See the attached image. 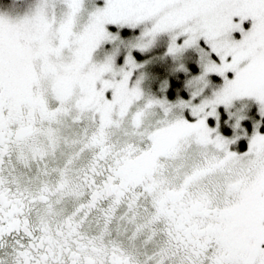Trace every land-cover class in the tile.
Listing matches in <instances>:
<instances>
[{"label":"snow or ice","instance_id":"snow-or-ice-1","mask_svg":"<svg viewBox=\"0 0 264 264\" xmlns=\"http://www.w3.org/2000/svg\"><path fill=\"white\" fill-rule=\"evenodd\" d=\"M148 21L152 26L134 46L144 52L170 33V55L197 48L205 75L193 85L206 86L209 73L224 81L213 100L181 102L177 115V106L146 97L139 82L132 86L140 65L131 53L127 70L117 69L112 57L95 63L100 46L118 39L106 26L136 29ZM53 28L58 34L49 45ZM235 32L241 41L231 39ZM37 54L50 61L47 93L36 92ZM74 80L82 88L75 115L91 111L101 130H112V144L101 146L102 131L90 138L81 122L69 120L65 140L75 149L53 163L33 138L38 121L65 105ZM245 97H254L264 116V0H106L104 7L97 0H40L32 15L18 17L14 8L0 14V264H264V134L257 125L248 151L237 154L229 145L241 136L228 140L209 126L210 117L218 126L219 106L230 109ZM116 115L122 126L114 124ZM245 118L237 120L238 131ZM93 140L95 158L87 147ZM45 144L56 153L54 132ZM131 154L140 157L135 164L115 167ZM161 155L182 161L185 190L202 186L193 211L203 208L218 180L238 181L233 186L241 198L219 226L194 229L182 204L170 211L148 185L142 194H120ZM66 174L78 175L87 195L53 226L52 190L56 197L65 191ZM169 199L182 201L183 192Z\"/></svg>","mask_w":264,"mask_h":264},{"label":"clouds","instance_id":"clouds-1","mask_svg":"<svg viewBox=\"0 0 264 264\" xmlns=\"http://www.w3.org/2000/svg\"><path fill=\"white\" fill-rule=\"evenodd\" d=\"M16 2L18 4H23L24 0H16ZM47 6L50 9L53 7H60L58 3L55 5L48 4ZM63 7L67 8L68 5L65 3ZM164 7L172 6L166 5ZM57 34L58 28H53V30L49 31V45L56 40ZM33 46L38 47L36 44ZM34 59L39 63L40 67L38 77L35 81L36 92L38 94L47 93L52 83V74L46 67L50 61L47 58L41 60L38 54ZM60 63L63 64L65 61H60ZM95 63L99 65L100 62L95 61ZM81 74L82 76H86L87 72L84 69H81ZM81 91L80 80H74L72 92L70 93L69 99L65 102V105L61 109L54 111L50 116L42 117L38 121L39 127L36 130L37 135L33 139L39 145L41 153L48 156L49 160L53 163L66 158L75 149L74 144L65 140V133L69 127V120L81 122L87 129L90 138L95 137L97 132L102 131L101 146L105 140L109 145L112 144V130H101L97 126L96 120L91 111L75 115V113L78 112ZM49 102H52L51 96H49ZM113 122L117 127L122 126L123 123L118 115L113 117ZM49 132H54L55 134L57 142L56 153L47 150L45 141ZM87 147L89 154L95 158L97 154L95 141L93 140ZM139 158L140 157L136 154L121 156V163L115 167L133 165ZM181 167L182 161L169 159L167 156L161 155L152 162L151 168L140 177L136 184L131 185L130 187L126 185L125 188L121 190L120 194L123 195L126 191L140 193V189L144 185H148L160 200H168L170 211L178 210L177 205L182 204L189 213L188 219L194 229L203 228L205 225L219 226L222 222L224 211L230 207H234L241 198L242 192L237 191L233 186L238 181L228 179L218 180L217 185L213 187L208 194V200L203 208L193 211L191 205L193 201L199 198L203 188L199 184H193L190 188L185 190L182 174L179 171ZM63 180L65 191L59 197H56L55 190H52V196L55 197V200L51 206L52 214L48 217V222L53 226L55 224H63L65 222L66 213H68L69 209L81 206L82 203L85 202V197L87 195L85 186L78 183V175L74 176L72 174H66L63 176ZM175 192H183L182 201L169 199L170 194ZM73 193H75V195H73ZM165 223H167V220H165ZM91 235L92 232L87 228L82 232V237L84 239H88ZM100 243H103V241H100Z\"/></svg>","mask_w":264,"mask_h":264},{"label":"rangeland","instance_id":"rangeland-1","mask_svg":"<svg viewBox=\"0 0 264 264\" xmlns=\"http://www.w3.org/2000/svg\"><path fill=\"white\" fill-rule=\"evenodd\" d=\"M39 2L40 0H24L23 4H18L16 0H0V14L14 8L18 17L29 16L35 12ZM105 4L106 0H97L98 7H104ZM152 23V21L145 22L136 29L127 26H106L107 30L117 36L118 39L103 43L94 54V61L103 62L107 57H112L117 69L124 68L127 70V56L131 53L136 59V63L140 65L134 71L132 86L134 87L139 82L146 97L167 101L169 104L177 106V115L181 111L178 107L181 102L202 104L213 100L216 93L223 89L224 81L218 75L209 73L205 76L206 86L197 87L193 85V81L205 75V69L200 62V52L197 48L187 49L179 58L170 55L169 47L172 39L170 33L160 34L155 43L144 52L134 46L145 28H150ZM252 23L251 20L245 22V30H251ZM231 39L239 42L243 36L241 33L235 32ZM173 78L182 80L180 88L172 84L171 79ZM230 78H234V75ZM183 91L186 92L185 96L182 94ZM197 91H199V95L196 94ZM260 107L254 97L237 99L233 101V106L230 109H226L222 105L219 106V124L217 126L215 118L210 117L209 126L214 129V135L218 132L228 140L235 139V136L239 134L241 138L231 143L229 149L237 154H244L249 149L250 140L257 131V125L260 126L261 134H264V128H262L264 116L260 114ZM240 116L246 117L240 121L243 131H238L235 128ZM242 139L246 140L247 149L244 152H239L237 147Z\"/></svg>","mask_w":264,"mask_h":264},{"label":"trees","instance_id":"trees-1","mask_svg":"<svg viewBox=\"0 0 264 264\" xmlns=\"http://www.w3.org/2000/svg\"><path fill=\"white\" fill-rule=\"evenodd\" d=\"M125 32H128V31H125ZM126 34V33H125ZM181 79H183V77H181ZM172 81V84L173 85H177L179 88H180V86L182 85V80L180 81V80H176V79H171ZM177 86H173V87H177ZM182 94L185 96L186 95V92L185 91H183L182 92ZM262 128H264V126L262 127ZM238 150H239V152H244V151H246V149H247V142H246V140L245 139H242V140H240V142H239V144H238Z\"/></svg>","mask_w":264,"mask_h":264}]
</instances>
